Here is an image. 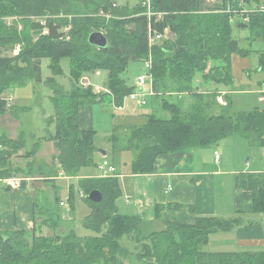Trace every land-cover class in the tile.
Returning <instances> with one entry per match:
<instances>
[{
	"label": "trees",
	"instance_id": "trees-1",
	"mask_svg": "<svg viewBox=\"0 0 264 264\" xmlns=\"http://www.w3.org/2000/svg\"><path fill=\"white\" fill-rule=\"evenodd\" d=\"M118 1L0 0V116L8 113L6 94H12L15 87L26 83L42 81L44 59L50 60L49 68L59 76L62 74L60 61L69 58L71 90L59 86L55 78L48 81L56 108V133L50 139L59 152L54 160L68 178L78 177L83 168L99 169L97 134L94 130L81 129L80 109L104 103L108 97L116 98L118 105H123L125 98L136 91L135 85L131 86L124 78L130 63L148 61L151 55L155 94L149 102L152 112L147 115L148 121L145 125L130 127L124 139L115 134L111 137L114 153L133 155L132 174L154 173L162 155L216 146L233 136L264 146V111L255 108L236 112L231 96H227V106L215 112V107L220 105L218 91L210 87L229 85L232 55L249 54L233 37L232 20L243 9L255 10L243 16L249 19L246 23L243 21L250 30L249 39L264 41V12L258 11L264 0H136L138 4L132 9L128 5L119 8ZM148 2L155 14L151 17L147 15ZM102 12L112 17L101 16ZM60 13L67 17H61ZM10 17L18 20L8 25L5 19ZM37 19H43L45 26ZM150 28L159 34L169 30L172 37L150 47ZM45 29L48 34L44 33ZM94 32H102L107 37V48L90 44L89 37ZM17 44L22 45L20 56L5 55L7 47ZM261 66L264 69V54ZM99 70L108 73L106 90L109 92L96 94L93 88L79 86L85 74ZM199 74L201 82L194 86ZM204 87L208 88L205 93ZM170 94L181 99L168 101ZM187 95L193 100L184 107L182 99ZM160 111L169 115L159 116ZM25 146L22 138L15 141L0 134V186L8 179L26 174L12 168L13 159ZM37 153L38 149L26 152L24 157L34 159ZM33 174L31 170L28 175ZM24 186L26 182L22 180L21 187ZM79 186L92 209L84 226L93 236L59 232L64 223L59 198L45 205V209L35 203L32 231L0 229V264H128L131 261L264 264V252L205 250L213 233L238 226V220L200 217L191 225L173 223L162 231L145 234L142 218L126 215L119 209L118 201L123 197L120 178L87 177ZM5 187L6 191L13 189L9 185ZM95 190L103 195L99 204L87 198ZM253 209L264 213V190L254 194ZM42 227H48L52 234L38 235ZM125 238L132 243L122 244ZM129 244H135L134 251L129 249Z\"/></svg>",
	"mask_w": 264,
	"mask_h": 264
},
{
	"label": "crops",
	"instance_id": "crops-1",
	"mask_svg": "<svg viewBox=\"0 0 264 264\" xmlns=\"http://www.w3.org/2000/svg\"><path fill=\"white\" fill-rule=\"evenodd\" d=\"M199 79L197 84L201 82ZM210 87L211 90H217L218 95L224 93L225 101V98L230 96V91L226 90L225 86ZM204 90L208 91V88L205 87ZM151 97V95L146 97L147 104L142 107L127 100L124 102L123 110L117 109L119 103L116 98L111 99L116 111L123 115L128 114L122 117V124L118 123L127 130L126 133L132 126L147 123V115L152 112L149 110ZM246 106L245 112L255 107L264 111V86L261 85L257 92L256 103ZM224 107L226 106L217 105L215 112H219ZM92 126L84 106L80 109V127L82 130L91 131ZM53 147L55 151L53 154H56L54 143ZM216 152L219 153L220 160H216ZM100 155L104 161L108 153L100 151ZM24 156L22 152L19 153L15 161L24 159ZM24 160L35 165L34 159L25 158ZM132 161L133 158L128 165L124 166L122 172L117 167L123 190V197L120 199L122 203L118 206L122 213L142 218L145 234L151 233L148 231L149 227L151 229L156 227L162 231L168 224L191 225L200 217L238 220L240 222L238 226L210 236L208 251L264 252V213L253 211L254 194L264 190V146L252 144L244 137L233 136L216 146L162 155L157 160L154 173L144 175L131 173ZM51 163L46 164L42 169L35 168L38 173L33 171L35 174L20 179L26 182V186L21 187L20 183L18 188L0 191L1 230L32 231L35 228L34 207L39 201L37 199L39 195L36 196V194L42 189H40L41 185L47 187L53 185L55 196L58 188L54 186V183L64 178L69 179L63 174L57 161L52 159ZM46 169L52 172L49 175L53 177L48 179L37 175L43 171L48 172ZM30 181L38 182L35 183V190L31 189L33 185L27 184ZM61 211L64 216L62 207ZM62 230L64 229L60 228L59 232ZM37 234L48 236L52 232L48 227H42ZM128 264L139 263L131 261Z\"/></svg>",
	"mask_w": 264,
	"mask_h": 264
},
{
	"label": "rangeland",
	"instance_id": "rangeland-1",
	"mask_svg": "<svg viewBox=\"0 0 264 264\" xmlns=\"http://www.w3.org/2000/svg\"><path fill=\"white\" fill-rule=\"evenodd\" d=\"M118 2V6L121 9L125 8L127 5L132 9L138 4V1L136 0H119ZM147 8L153 12L149 4L147 5ZM248 9L251 8L243 10L247 11ZM147 12H149V10ZM60 14L61 17H67L64 13ZM242 23V16H235L232 20L234 27L233 37L240 42V47L242 49L249 51V54L247 56H242L240 54L232 55L231 82L229 85H222L225 86L226 90L230 91V96L233 101V110L236 112H245L244 107L246 105L251 106L256 103L257 92L261 88V85L264 86V69L261 66V55L264 54V41H251L249 39L250 30L238 28V25ZM168 37L171 38V34H169ZM17 45L7 47L5 55L12 57L20 56L21 53L17 56L14 54V50ZM49 66L50 60L44 59L42 61L41 82L32 81L26 83L23 86L15 87L12 94L9 93L5 95V97L9 100L8 113L5 116H0V134L4 133L10 139L15 141L20 138L24 139L26 141L25 149H22L19 153L22 152V154H25L26 152H32L33 150L36 151L38 149V153L34 157L35 165L30 163L28 160H24L25 158L17 161H15V159L18 157L13 159L12 168L14 170L15 168L21 169L26 173L25 175L19 174L16 178H14L18 179L14 180L18 183L21 181L20 179L29 177L28 174L31 170L38 173L36 169H42L48 163L52 164L51 160H54V155L59 153L55 148L57 153L53 154L55 152L53 149L54 142L51 143L50 141L51 137L56 133V108L52 101L54 92L48 81L50 78H55L56 83L59 86H62L66 91H70L72 88L70 59L63 58L60 61L62 74L59 76H55ZM211 66L212 65H210V67ZM144 70V62H132L130 63L127 72L124 74V78L127 80L128 84L133 86ZM98 72L101 73V77L96 75ZM200 76V74L197 76L194 86H196ZM84 77H89L93 84L100 87L102 90L106 89L108 73L99 70L94 73L85 74L82 78ZM81 80L79 86H81ZM203 91L207 92V90L204 89ZM173 96H171V94L167 96L168 101L170 99V101L174 102L177 99H181L178 95ZM192 100L193 99L187 95V97L182 99L183 106L187 107L192 103ZM145 110L148 109L145 108ZM85 111L87 118L89 117V120L92 121V129L95 130L97 134L95 142L96 148L98 151L107 152L108 156L106 160L110 164L116 165L120 172H122L124 166L131 162L133 156L131 153H114L111 137L115 134L124 139L127 130L123 129V127H121L122 125H119L118 123L122 124V117L127 116L128 114L123 115V113L116 111L109 97L104 103H95L90 106H85ZM167 114L168 113H166V111H160L159 116L166 118ZM96 160L99 165L103 162V158L98 152L96 153ZM46 171H48L47 173L52 174L50 170L46 169ZM49 174L37 175L40 177H47ZM89 176L103 177V173L94 167L83 168L81 169L78 177H69V179L64 178L63 180L56 181L54 186L58 188L56 189L58 191L55 196V189L53 185H49L48 187L46 185H41L40 189H42L38 192V194H36V196L39 195L37 199L40 201H38L40 207H44L46 204L55 202L56 197L59 198L61 202H66L67 207L63 209V217L64 220L67 221L63 223L62 227L64 231H67L66 233L74 231L79 237L94 235L91 230H88L84 226L85 218L90 215L92 209L85 201L79 188L80 181ZM35 183L38 182H27V184L33 185L31 186V189L33 190H35ZM5 186H7V184L2 183L0 191H3L6 188ZM43 201H45V203ZM121 203L122 200H119L118 205L121 206ZM153 228L154 229H151L149 227L148 231H159V228ZM128 243H132L130 242V239H123L122 244L126 246ZM134 247L135 244H129L130 250L134 251ZM205 250L208 251L207 247Z\"/></svg>",
	"mask_w": 264,
	"mask_h": 264
},
{
	"label": "built area",
	"instance_id": "built-area-1",
	"mask_svg": "<svg viewBox=\"0 0 264 264\" xmlns=\"http://www.w3.org/2000/svg\"><path fill=\"white\" fill-rule=\"evenodd\" d=\"M149 6H150V2H148ZM147 4V5H148ZM254 8H251V9H248L247 11L243 10L242 11V14L239 15V16H244V14H248V13H251V12H254L255 10H252ZM258 11L260 12H264V5H262L261 7H259ZM101 16L103 17H106L107 19H110L112 16L110 15H105L103 12L100 14ZM147 15L149 17L155 15L151 12V10L149 9V12L147 13ZM160 17L162 15H159ZM18 18L17 17H10V18H7L5 19L6 23L8 25H12L14 21H17ZM42 25L45 26V21L43 19H37ZM243 21L246 23L249 21L248 18H244L243 17ZM19 30H22V26L20 25L19 26ZM45 34H48V29H45L44 31ZM169 36V30H166L164 32V34H159L157 32H153L150 28V36H149V39H150V47L154 46V45H157V44H160L164 39H167ZM22 51V46L21 45H17L15 47V50H14V54L17 56L21 53ZM151 55H150V58L148 61H144L145 63V70L144 72L138 77L137 81L135 82V87H136V91L134 93H132L130 96H128L127 98H125L124 102H126L127 100L128 101H131V102H135L138 106L142 107V106H145L147 104L146 102V97L151 95L153 96L155 94L154 90H153V75L151 73V70H152V61H151ZM97 76H101V73L98 72L96 74ZM81 86L85 89L87 88H93V91L96 93V94H101L103 92H109L108 90L105 91V89H101L100 87L96 86L95 84H93V82L90 80L89 77H84L82 78L81 80ZM224 93H221L218 95L217 97V102L221 105H224V106H227V102L224 100ZM9 101V100H8ZM123 107H124V104L123 105H117V109L118 110H123ZM216 160H220V155L218 152H216ZM99 170L100 172L103 173V177L104 178H113V177H116V178H119L121 176H119L118 174V170H117V167L113 164H110L106 159L102 162V164L99 166ZM14 180H17V179H8L5 181V183L9 186H11L12 188H18L20 187V182H15ZM170 190H171V187H170ZM61 207L63 209H65L67 206H66V202H61L60 203Z\"/></svg>",
	"mask_w": 264,
	"mask_h": 264
},
{
	"label": "water",
	"instance_id": "water-1",
	"mask_svg": "<svg viewBox=\"0 0 264 264\" xmlns=\"http://www.w3.org/2000/svg\"><path fill=\"white\" fill-rule=\"evenodd\" d=\"M238 28L240 29H248V25L242 23L238 25ZM89 42L91 45L100 48L105 49L108 47L109 42L107 37L102 32H94L89 37ZM105 153V152H104ZM92 203L99 204L103 201V195L100 191H93L91 192L87 197Z\"/></svg>",
	"mask_w": 264,
	"mask_h": 264
}]
</instances>
